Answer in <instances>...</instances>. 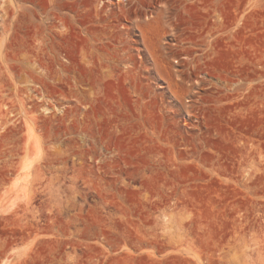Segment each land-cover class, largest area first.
<instances>
[{
  "label": "rangeland",
  "instance_id": "obj_1",
  "mask_svg": "<svg viewBox=\"0 0 264 264\" xmlns=\"http://www.w3.org/2000/svg\"><path fill=\"white\" fill-rule=\"evenodd\" d=\"M0 264H264V0H0Z\"/></svg>",
  "mask_w": 264,
  "mask_h": 264
}]
</instances>
